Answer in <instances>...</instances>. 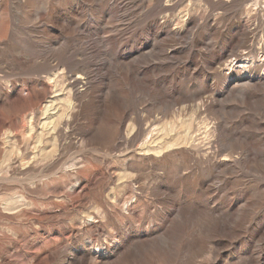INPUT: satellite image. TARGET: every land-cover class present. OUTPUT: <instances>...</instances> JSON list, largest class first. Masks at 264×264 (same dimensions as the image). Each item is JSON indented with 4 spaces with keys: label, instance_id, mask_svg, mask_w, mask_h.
Here are the masks:
<instances>
[{
    "label": "rangeland",
    "instance_id": "obj_1",
    "mask_svg": "<svg viewBox=\"0 0 264 264\" xmlns=\"http://www.w3.org/2000/svg\"><path fill=\"white\" fill-rule=\"evenodd\" d=\"M0 264H264V0H0Z\"/></svg>",
    "mask_w": 264,
    "mask_h": 264
},
{
    "label": "bare ground",
    "instance_id": "obj_2",
    "mask_svg": "<svg viewBox=\"0 0 264 264\" xmlns=\"http://www.w3.org/2000/svg\"><path fill=\"white\" fill-rule=\"evenodd\" d=\"M77 79H78V78H77ZM54 83H55V82H54ZM56 83H57V82H56ZM58 83H59V82H58ZM58 83H57V84H58ZM57 84H55V85H57ZM57 86H59V85H57ZM60 91H61V90H60ZM61 100H62V99H61ZM65 102L67 103V99H66V101L63 102V104H66ZM68 102H69V101H68ZM61 103H62V101H61ZM61 103H60V104H61ZM68 106H69V103H67V107H68ZM50 107H51V105H50ZM48 108H49V106H48ZM48 108L45 107L46 110L44 111V113L47 112V111L49 110ZM51 109H52V107H51ZM51 109H50V110H51ZM184 126H186V125H184ZM184 128H185V131H186V129H189V128H187V127H184ZM182 129H183V128H182ZM150 131H151V130H150ZM182 131H183V130H182ZM185 131L183 132V134L185 133ZM188 133H189V132H187V133H185V134L183 135L182 132H181V133L179 132L178 135H179V134H182L183 136L181 137V139H182V138H183V139H182V140H179V139H178V140H175V141H176V142H177V141H179V142H180V141L185 142V141H183V140H186V138H188V137H187V136H188ZM151 134H152V133H151ZM178 137H180V136H178ZM178 137H177V138H178ZM150 138H151V137H150ZM191 138H192V137H191ZM144 140H145V139H144ZM186 141H187V140H186ZM176 142H175V143H176ZM145 143H147V142H145ZM151 143H152V142H151ZM151 143H150V144H151ZM177 143H178V142H177ZM159 144H160V143H159ZM165 144H166V142H165ZM168 144H169V143H168ZM181 144H182V143H181ZM183 144H184V143H183ZM148 145H149V144H148ZM157 146H158V145H157ZM163 146H164V145L162 144L161 147H163ZM166 146H167V144H166ZM166 146H165V147H166ZM158 147H159V146H158ZM169 148H171V147H169ZM148 149H149V148H148ZM150 149H151V148H150ZM150 149H149V150H150ZM156 150L159 151V150H161V149H160V147H159V150H158L157 148H156ZM163 150H164V149H163ZM152 151L154 152V148L152 149ZM157 151H156V152H157ZM157 153H158V152H157Z\"/></svg>",
    "mask_w": 264,
    "mask_h": 264
}]
</instances>
